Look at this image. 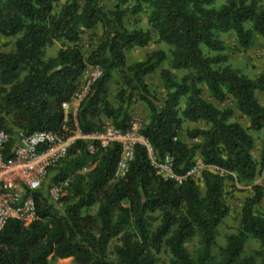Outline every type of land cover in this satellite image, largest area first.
Masks as SVG:
<instances>
[{"label": "trees", "instance_id": "obj_1", "mask_svg": "<svg viewBox=\"0 0 264 264\" xmlns=\"http://www.w3.org/2000/svg\"><path fill=\"white\" fill-rule=\"evenodd\" d=\"M102 1L0 0V37L13 46L0 52V130L61 134L66 120L69 127L76 123L81 133L90 134L102 129L103 119L125 130L129 107L139 101L148 113L140 133L154 156L168 157L178 177L200 158L206 168L201 183L156 175L142 146L135 147L133 160L117 178V145L102 149L96 141H76L48 171L49 184L66 183L59 202L52 203L43 190L33 194L35 219L27 226L9 221L0 231V264L65 259L74 264H156L163 248L171 264H264V215L254 210L263 191L257 185L244 201L236 233L227 235L219 249V259L211 254L216 230L230 214L226 182L251 184L264 169V105L256 98L264 92V69L250 79L222 67L227 57L221 54L226 47L220 35L233 33L243 50L258 37L264 51V7L256 0H227L219 8H214L215 0H113L114 6L106 8ZM145 8L147 30L129 29L125 18ZM96 29L100 36L86 54L81 37ZM152 32L171 47L169 68L159 70L163 99L150 91L145 78L161 68L167 55L152 51L130 65L125 57L126 51L147 47ZM56 42L61 44L56 55L45 58L46 48ZM202 47L215 55L206 56ZM89 66L99 67L102 76L76 107L74 94ZM172 71L185 74L177 79ZM114 77L119 83L115 105L108 101ZM204 91L217 104L231 100L248 126L232 120V108L205 100ZM185 122L206 126L186 131L194 143L181 137ZM253 133L261 134L257 160ZM195 235L199 248L193 257L185 243ZM248 239L258 242L260 263L243 256ZM113 240L119 245L111 260Z\"/></svg>", "mask_w": 264, "mask_h": 264}, {"label": "built area", "instance_id": "obj_2", "mask_svg": "<svg viewBox=\"0 0 264 264\" xmlns=\"http://www.w3.org/2000/svg\"><path fill=\"white\" fill-rule=\"evenodd\" d=\"M102 76L99 67L89 66L85 69L74 94L76 107L86 97L90 87ZM64 113L67 105L62 104ZM61 134L38 131L19 135L16 142L3 130H0V231L9 221H17L24 226L36 217L33 194L36 191L46 192L52 203H58L64 184H49L48 171L66 158L69 149L76 141L88 143L96 141L102 149L112 145L119 147L115 176L123 177L129 163L133 160L134 149L142 146L146 149L152 169L164 179H173L180 183L185 178L200 179V173L206 168L195 164L183 177H178L172 169L168 157L157 159L148 141L140 133L139 123L131 119L128 127L121 130L110 123H104L101 130L83 134L76 123L69 127L65 122ZM90 153L93 148L89 147Z\"/></svg>", "mask_w": 264, "mask_h": 264}, {"label": "rangeland", "instance_id": "obj_3", "mask_svg": "<svg viewBox=\"0 0 264 264\" xmlns=\"http://www.w3.org/2000/svg\"><path fill=\"white\" fill-rule=\"evenodd\" d=\"M227 0H215L214 8H219L223 4H225ZM259 6L264 7V0H256ZM102 4L106 8H112L114 6L113 0H103ZM146 13L147 9L145 8L144 11L136 16H127L124 20L125 25L129 29H140L142 31L147 30L148 26L146 23ZM249 28V25L245 26V29ZM100 29H96L91 32H85L80 41V46L84 53H89L92 49H94L98 37L100 36ZM151 41L145 49H133L126 51V62L128 65L141 61L145 58L147 52H152L156 50H161L167 55V59L165 62L162 63L161 68L156 70L153 74L146 76L145 80L147 83L148 88L150 91L154 92L156 95L164 98L165 91L163 89V82L160 78L159 70L162 68H169V61L170 56L169 52L171 47L160 43L157 41V37L154 33H151ZM220 39L223 41L226 49L223 53L227 57V62L224 63L223 66H229L231 69L239 72L240 74L246 76L247 78L253 79L255 78L263 69H264V52L261 50V39L256 37L253 41L252 46L247 49L243 50L237 47L235 35L233 33H226L221 34ZM61 47V44L56 42L52 46L46 48L45 50V58L54 57ZM13 49L12 42L8 43L6 39L0 38V51L2 52H10ZM203 53L206 56H214L215 53L209 52L206 48L202 47ZM172 73L176 76L177 79H180L185 72L184 71H172ZM119 87L117 77H114L109 85V99H113L117 92V88ZM203 97L205 100L208 99V94L204 91ZM256 98L261 105H264V92L257 93ZM214 104L222 109L225 107L233 108L234 105L231 100H228L224 104H217L214 101ZM131 110V119L136 120L139 123V126L142 127L145 125L146 121V108L135 101L130 106ZM182 107V103H181ZM232 120L239 121L242 125L244 124L242 118L238 117L236 113ZM190 130V128L183 124L181 137L187 144L194 143L186 138V131ZM255 139V150L253 151L252 155L254 159H258L259 157V150H260V138L261 134H252ZM9 136L12 138L13 142H16L19 138L17 133H11ZM197 160L195 164H197ZM197 181L200 182V179ZM254 185L259 186L263 191V198L261 201L255 206V213L258 215H264V169L261 173L254 179L251 184H238L236 182L228 181L226 182V199L227 204L230 209V214L221 222L216 230V246L212 248L211 254L214 256L216 260L219 259V249L225 245V238L227 235L235 234L237 231V227L239 225L240 213L243 207L245 199L251 197L253 195L252 187ZM203 192V188L201 189ZM95 208L89 209L90 213H94ZM157 214H155L156 216ZM158 223H155L153 226L155 227ZM119 245L117 240H113L109 246V258L114 260L115 256L113 254V247ZM185 247L187 251L193 256H196L197 250L199 248V236L195 235L191 240L185 243ZM259 250V244L254 239H248L244 244V257H253L257 263L261 262V258L256 255V252ZM171 256L168 251L163 248L161 252L157 255V263L156 264H171L170 263ZM49 264H74L71 259L65 260H49Z\"/></svg>", "mask_w": 264, "mask_h": 264}, {"label": "crops", "instance_id": "obj_4", "mask_svg": "<svg viewBox=\"0 0 264 264\" xmlns=\"http://www.w3.org/2000/svg\"><path fill=\"white\" fill-rule=\"evenodd\" d=\"M1 38V37H0ZM236 44V43H235ZM238 47V46H237ZM146 48V47H145ZM145 48H140V50L142 49H145ZM262 50V49H261ZM263 51V50H262ZM0 52H2V51H0ZM264 52V51H263ZM147 53H149V52H147ZM146 53V54H147ZM110 85V84H109ZM208 101L210 102V103H212V104H214V100H212V99H210V97H208ZM108 101L111 103V104H113V105H115V97L113 98V99H108ZM137 103H138V105L139 104H141L139 101H136ZM215 105V104H214ZM216 106V105H215ZM233 110H234V113H236L237 114V116L239 117V114H238V112L234 109V107L232 108ZM131 110H132V108L131 107H129V110H128V113H129V115L131 116ZM145 115H146V121H145V124L148 122V113H147V111H146V113H145ZM242 119L243 120H245L243 123V126H245V127H247L248 126V123H247V119L245 118V117H242ZM233 121H236V120H233ZM103 122L104 123H110V120H107V119H103ZM237 122H239V121H237ZM240 123V122H239ZM184 125H186V126H188L189 128H190V130L191 129H194V128H205L206 126L204 125V123L203 122H200V123H197V124H193V123H189V122H185L184 123ZM197 160V164H199V165H202V162H201V160H200V158H197L196 159Z\"/></svg>", "mask_w": 264, "mask_h": 264}]
</instances>
